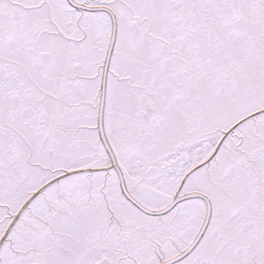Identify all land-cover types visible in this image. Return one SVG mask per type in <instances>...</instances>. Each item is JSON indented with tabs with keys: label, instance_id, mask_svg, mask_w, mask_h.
Here are the masks:
<instances>
[{
	"label": "snow or ice",
	"instance_id": "6c2138e0",
	"mask_svg": "<svg viewBox=\"0 0 264 264\" xmlns=\"http://www.w3.org/2000/svg\"><path fill=\"white\" fill-rule=\"evenodd\" d=\"M0 264H264V0H0Z\"/></svg>",
	"mask_w": 264,
	"mask_h": 264
}]
</instances>
